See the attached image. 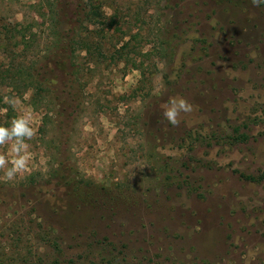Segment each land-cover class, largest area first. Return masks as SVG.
Here are the masks:
<instances>
[{
	"label": "rangeland",
	"instance_id": "374dc122",
	"mask_svg": "<svg viewBox=\"0 0 264 264\" xmlns=\"http://www.w3.org/2000/svg\"><path fill=\"white\" fill-rule=\"evenodd\" d=\"M19 68L0 126L31 113L36 135L27 171L0 170V264H264V3L0 0ZM170 97L193 106L179 126Z\"/></svg>",
	"mask_w": 264,
	"mask_h": 264
},
{
	"label": "clouds",
	"instance_id": "9594fccd",
	"mask_svg": "<svg viewBox=\"0 0 264 264\" xmlns=\"http://www.w3.org/2000/svg\"><path fill=\"white\" fill-rule=\"evenodd\" d=\"M259 6L264 0H252ZM13 108L16 107L12 102ZM163 116L173 126H179L181 114L193 111V106L183 97H170L161 105ZM36 129L32 126L31 113H24L10 122V126H0V146H8L9 155L0 154V170L8 181L27 171L30 163V145L27 141L33 139Z\"/></svg>",
	"mask_w": 264,
	"mask_h": 264
},
{
	"label": "trees",
	"instance_id": "16d2710c",
	"mask_svg": "<svg viewBox=\"0 0 264 264\" xmlns=\"http://www.w3.org/2000/svg\"><path fill=\"white\" fill-rule=\"evenodd\" d=\"M101 9L98 8V6L94 5V4H90L89 5V11L88 13L86 14V18H87V21L91 24H94L95 26H97L100 30L101 33H105V28L106 26L108 25V22H107V17L105 16V14L103 12L100 11ZM113 25H117V22L115 21V19H113L111 21V26ZM17 38V37H16ZM57 40V44H56V48L55 50H60L61 49V45H60V41L58 38H56ZM19 43V45L21 44L20 42H18V40H16V45ZM129 45V42L128 44ZM127 47H122L120 50L117 51V54L122 57L123 55V52H125ZM92 49L93 47H90V46H86V48H77L76 44L74 42H72V45L70 44V46H68V48L66 49L67 51H69V54L68 56L72 59H74V57L79 53L81 54L82 52H86L87 54L91 55L92 54ZM98 50L101 51V54H99L100 56V59L101 57H103V46L97 48ZM77 67L76 63H73L72 65V69L74 71V69ZM78 68V67H77ZM21 68L17 69L18 70V73L14 74L12 73L11 70H7V71H3L2 69H0V87H3V86H7V83L9 82V88H11L13 91H18V87L20 85V80L21 78H24L26 72L25 71H22V69L20 70ZM31 88H26V90H24L23 92L24 93H27L28 91H30ZM39 89V88H38ZM36 90L34 96L32 97V103L34 105V107H37L38 105H40L42 103V101H40V99L42 98V94L41 93H38L39 90ZM22 93H19L17 95V97H21L23 95H21ZM0 100L3 101L0 97ZM5 109H7V112H10L11 111V107L9 106H4ZM7 116V117H6ZM4 116L5 119H8L10 118V115H6ZM6 127V126H5ZM248 179H250L251 181H259V179L257 178H254V177H249Z\"/></svg>",
	"mask_w": 264,
	"mask_h": 264
}]
</instances>
